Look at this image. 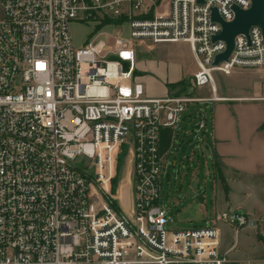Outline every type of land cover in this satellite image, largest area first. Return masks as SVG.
<instances>
[{
  "label": "built area",
  "instance_id": "2783aa9c",
  "mask_svg": "<svg viewBox=\"0 0 264 264\" xmlns=\"http://www.w3.org/2000/svg\"><path fill=\"white\" fill-rule=\"evenodd\" d=\"M235 4L252 0H0V264H234L215 221L260 228V218L225 208L210 224L171 229L162 196L180 132L195 150L205 144L207 114L185 117L191 104L225 98L213 70L264 73L258 24L214 64L227 43L214 39L223 26L213 7L229 21ZM108 17L117 21L75 46L73 20ZM134 39L188 41L198 64L193 87L209 83L213 94H147L134 76ZM121 154L129 210L121 182L113 185Z\"/></svg>",
  "mask_w": 264,
  "mask_h": 264
},
{
  "label": "rangeland",
  "instance_id": "374dc122",
  "mask_svg": "<svg viewBox=\"0 0 264 264\" xmlns=\"http://www.w3.org/2000/svg\"><path fill=\"white\" fill-rule=\"evenodd\" d=\"M1 13L0 7V15ZM94 28V23L73 20L70 30L75 46L84 45ZM104 29L108 32L111 28L104 27ZM125 35L130 36L127 29ZM140 40L134 39L136 42ZM154 47L157 53L156 60H160L159 64L163 69L170 68L173 71L174 68L178 69L183 66L187 70L197 65L196 56L188 41L158 42L154 43ZM213 76L217 93L227 97L219 100L197 101L190 106L191 110H201L207 114L209 131L205 139L208 138L211 150H215L218 144V140L214 137V128L228 131L231 136L228 140L229 144L239 137L240 128L249 134L254 131L260 132L263 124L258 123L254 128L253 118L257 111L255 107H264V99L256 97L264 94V91L260 92L258 89L264 79L263 69L237 66L231 73L213 70ZM193 94L209 97L213 94L211 85L209 83L199 85L193 88ZM194 144V141H190L185 144L186 146L173 149L170 154V173L164 177L162 201L170 210L173 218L167 226L171 229L212 223L211 221L221 210L219 199L221 196L224 198L226 192L220 176H214L211 153L208 154V159L203 157L196 166V161L192 157ZM119 173L118 182L122 184V203L129 210L131 209L132 192L128 163L123 162ZM261 227L264 229V220L261 221ZM251 232L257 235L259 230L254 228ZM260 239L264 247L263 237L261 236Z\"/></svg>",
  "mask_w": 264,
  "mask_h": 264
},
{
  "label": "crops",
  "instance_id": "0c3cea01",
  "mask_svg": "<svg viewBox=\"0 0 264 264\" xmlns=\"http://www.w3.org/2000/svg\"><path fill=\"white\" fill-rule=\"evenodd\" d=\"M134 43L136 54L134 76L143 82L149 95L169 93L168 82H176L183 77L193 75L198 69V64L194 68H187V70L183 66L178 69L174 68L173 71L170 68L163 69L162 65L159 64L160 60H156L157 53L154 43L144 40L134 41ZM258 89L260 92L264 91L263 81ZM221 96L227 97L226 95ZM255 109L257 111H255L253 118L255 120L254 128L258 123H262L263 129L260 132L254 131L249 134L240 128L239 137L235 142L229 144L228 140L231 136H229L228 131L226 132L222 128H214V137L218 140V144L215 150H211L208 138L205 139L209 131L207 123L203 149L195 150L193 148L192 157L196 161V166L199 165L203 157L208 159L209 153H211V159L215 157L218 159L220 165L218 168L213 166L214 176H220L226 189L224 198L221 196L219 199L221 210L225 208L240 209L253 216L256 215L263 221L264 107H255ZM189 142V137L185 132H180L176 142L177 149ZM215 222L214 224L220 233V249L228 252L234 264H264V247L260 239L263 227L257 228L259 232L256 235V233L251 232L254 227L238 228L223 220H216Z\"/></svg>",
  "mask_w": 264,
  "mask_h": 264
},
{
  "label": "water",
  "instance_id": "95a60500",
  "mask_svg": "<svg viewBox=\"0 0 264 264\" xmlns=\"http://www.w3.org/2000/svg\"><path fill=\"white\" fill-rule=\"evenodd\" d=\"M204 1V0H201ZM235 9V17L232 20H225L220 15L216 7H213L212 17L222 23V30L214 36V39H224L227 47L223 52L216 55L214 64L220 63L222 60L228 59L235 44V36L238 33H248L249 28L258 24L262 27L264 33V0H252L249 8H243L239 5H233Z\"/></svg>",
  "mask_w": 264,
  "mask_h": 264
},
{
  "label": "trees",
  "instance_id": "16d2710c",
  "mask_svg": "<svg viewBox=\"0 0 264 264\" xmlns=\"http://www.w3.org/2000/svg\"><path fill=\"white\" fill-rule=\"evenodd\" d=\"M116 21H117V19H114L113 17H108V18L104 19L102 22L95 25V28L90 33L87 40H89V38H91V36H93L97 32V30H99L107 22H116ZM192 78H193V75H189V76L183 77L182 79H180L176 82H168L169 93L170 94H182V93H186V92L190 91V89H192L191 92H193V88H195V87H193ZM194 115H195V111L190 109L186 113L185 117H188L191 119V117H193ZM169 133H170V131L168 128H164L162 130V140H163L164 146L168 145ZM212 160H213V166L218 168L220 165L218 162V159L215 157ZM123 162H124V155L121 154L118 157V161H117V174H116L114 181H113L114 188L116 187L115 185L117 184V182L119 180V174H120L119 169H120L121 165L123 164ZM168 173H170V172L168 171Z\"/></svg>",
  "mask_w": 264,
  "mask_h": 264
},
{
  "label": "bare ground",
  "instance_id": "6f19581e",
  "mask_svg": "<svg viewBox=\"0 0 264 264\" xmlns=\"http://www.w3.org/2000/svg\"><path fill=\"white\" fill-rule=\"evenodd\" d=\"M105 34H106V31H105V30L100 31V32L96 35L95 40L100 42L101 39L103 38V36H104Z\"/></svg>",
  "mask_w": 264,
  "mask_h": 264
}]
</instances>
